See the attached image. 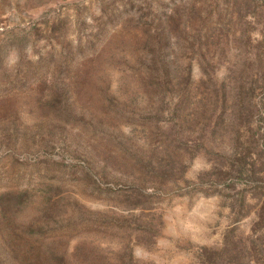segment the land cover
<instances>
[{
	"label": "rangeland",
	"instance_id": "rangeland-1",
	"mask_svg": "<svg viewBox=\"0 0 264 264\" xmlns=\"http://www.w3.org/2000/svg\"><path fill=\"white\" fill-rule=\"evenodd\" d=\"M54 251L264 264V0H0V264Z\"/></svg>",
	"mask_w": 264,
	"mask_h": 264
},
{
	"label": "trees",
	"instance_id": "trees-1",
	"mask_svg": "<svg viewBox=\"0 0 264 264\" xmlns=\"http://www.w3.org/2000/svg\"><path fill=\"white\" fill-rule=\"evenodd\" d=\"M145 165L148 166V167H151V163H149V162H147ZM146 197L147 196L145 194H143L142 191H140V192H138L136 194L137 201H132V202H133V204H137V203L139 204V203H141L143 205H146V203H145L146 202L145 201V198ZM151 208L152 207H141L140 209H151ZM48 256L55 258L57 260V264H67V262L65 260V257H64V255L62 253H58V252L56 253V251H54V252H50L48 254ZM50 259H52V258H50Z\"/></svg>",
	"mask_w": 264,
	"mask_h": 264
}]
</instances>
